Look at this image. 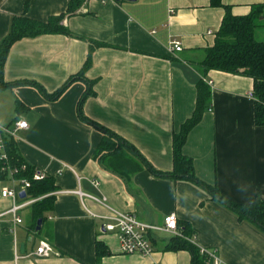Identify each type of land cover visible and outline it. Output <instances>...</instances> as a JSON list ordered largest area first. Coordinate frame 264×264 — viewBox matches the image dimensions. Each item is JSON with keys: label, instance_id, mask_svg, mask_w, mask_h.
I'll list each match as a JSON object with an SVG mask.
<instances>
[{"label": "crops", "instance_id": "obj_1", "mask_svg": "<svg viewBox=\"0 0 264 264\" xmlns=\"http://www.w3.org/2000/svg\"><path fill=\"white\" fill-rule=\"evenodd\" d=\"M70 1L0 0V42L12 17L20 14L46 20L65 13L61 23L70 31L22 37L5 59L4 78L14 83L0 87V144L12 136L21 156L52 175L57 186L47 193L53 205L44 212L40 233L31 228L29 204L20 209L21 223L13 224L9 214L0 217V264H194L188 248L166 247L171 234L160 235L163 231L151 237L150 254L120 251L116 232L105 229L106 219L99 216L107 208L88 196L83 201L78 188L157 224L174 211L180 230L195 236L197 246L216 249L220 264H264V229L240 218L206 189L143 167L124 175L103 167L94 156L101 131L77 109L90 85L93 93L83 99V114L126 138L154 167L169 170L173 134L193 115L197 84L203 82L210 96L182 151L192 158L195 174L228 200L264 199V124L254 117L253 78L196 64L202 49L214 42L224 5L218 0H73L77 4L67 12ZM220 1L235 14L249 12L254 3H262L264 12V0ZM255 35L264 39V24ZM88 38L106 45L92 50L84 76L58 97L22 83L33 79L48 92L57 89L82 68ZM174 38L182 48L170 51ZM18 119L28 126L13 133L2 130ZM6 185L10 180H0V212L11 204L10 197L1 195ZM35 235L58 253L24 255L34 247ZM97 239L107 247L98 259Z\"/></svg>", "mask_w": 264, "mask_h": 264}, {"label": "trees", "instance_id": "obj_2", "mask_svg": "<svg viewBox=\"0 0 264 264\" xmlns=\"http://www.w3.org/2000/svg\"><path fill=\"white\" fill-rule=\"evenodd\" d=\"M218 3L224 5L225 14L217 29L214 42L202 49L201 57L196 61V64L203 70L216 68L250 75L253 78L255 121L258 124H264V39H258L255 35V30L264 24L262 19L264 16L263 4L254 3L249 12L235 14L231 12L228 4L221 3L220 0H218ZM76 4L75 1H70L67 12L73 10ZM64 15L65 13L51 15L46 20H37L25 14L12 17L9 30L0 42V87L14 83L5 80L3 74L5 59L12 43L22 37L47 32L70 33L69 29L61 23ZM88 42L89 49L82 68L70 75L54 91L48 92L33 79H27L22 83L35 85L42 94L49 98L58 97L70 82L84 76V72L90 64L92 50L96 46L106 45L103 41L96 39L88 38ZM87 83L90 82L87 80ZM88 93H93V88L90 89V85L80 96L77 109L82 119L90 122L101 131V138L94 150V156L103 167L110 168L120 175L131 173L139 167H143L158 176L188 179L206 189L213 198L233 209L240 218H248L264 229V199L257 198L249 203H234L228 200L222 196L215 185L195 174L192 158L181 149L188 130L199 120L203 104L210 96V89L206 84L203 82L197 84L196 108L193 115L186 119L177 133L173 134V166L169 170L154 167L126 138L84 115L81 111V105ZM3 150L6 153V158L0 157V180H10L11 178H26L29 180V185L25 187L24 197L35 198L29 204V216L32 221L31 228L35 233H40L46 217L44 212L51 209L53 205V195L47 193L57 186L54 178L48 173L40 178H34L33 172L37 167L21 156L12 136L4 140ZM22 164L23 166H21ZM14 168L16 170L11 172L10 170ZM39 217L42 218V223L41 228L37 230L35 227ZM183 228V231H185L186 227ZM188 236L187 231L186 233L181 231V235H171L166 247L169 249L188 248L192 253L194 264H210L207 261V254L201 253L199 246L194 243L195 241H191ZM106 251L105 243L97 239L95 242L96 258L98 259Z\"/></svg>", "mask_w": 264, "mask_h": 264}, {"label": "built area", "instance_id": "obj_3", "mask_svg": "<svg viewBox=\"0 0 264 264\" xmlns=\"http://www.w3.org/2000/svg\"><path fill=\"white\" fill-rule=\"evenodd\" d=\"M182 48L180 40L171 39L168 49L170 51H177ZM253 95V93H251ZM28 123L25 119L16 120L12 127L3 128L2 130L7 133H13L17 128L27 127ZM0 144V157L6 158ZM23 166V164L21 165ZM16 170V168L11 169ZM46 172L43 169L37 168L33 172L34 178H40L45 175ZM94 183H97L94 181ZM29 185V180L26 178H11L10 185H6L1 189V195L11 198V204L7 209L0 212V217L4 214H9L13 221V224L21 223L23 218L20 214V209L30 204L35 198L24 197L19 194V191ZM75 192L84 201L86 196L91 197L98 203L104 205L108 212L99 214L106 219L103 223V227L108 230H114L119 240V250L124 253H139L141 255L150 254L153 251V244L151 237L156 231L167 232L171 235H181L179 228L177 215L174 211L166 213L163 217V221L160 224L146 221L142 218H138V215L133 210H122L113 207L105 202L106 197L96 196L91 193H87L80 188L75 189ZM86 207V205L84 204ZM87 208V207H86ZM191 241H195V236H188ZM201 253L207 254V261L210 264H220L221 260L216 253V249L200 246ZM58 252L54 249L53 245L44 237H39L31 251L24 253V255L34 256H49Z\"/></svg>", "mask_w": 264, "mask_h": 264}, {"label": "water", "instance_id": "obj_4", "mask_svg": "<svg viewBox=\"0 0 264 264\" xmlns=\"http://www.w3.org/2000/svg\"><path fill=\"white\" fill-rule=\"evenodd\" d=\"M19 194H20L21 196H24L25 191H24L23 189H21V190L19 191ZM41 223H42V218L39 217V218L37 219V224H36V227H35L37 230L41 228Z\"/></svg>", "mask_w": 264, "mask_h": 264}, {"label": "rangeland", "instance_id": "obj_5", "mask_svg": "<svg viewBox=\"0 0 264 264\" xmlns=\"http://www.w3.org/2000/svg\"><path fill=\"white\" fill-rule=\"evenodd\" d=\"M140 216H138V218H139ZM166 233L165 232H163V233H160V235H165ZM40 236H42V235H40ZM40 236H36L35 235V237H36V240L38 239V237H40ZM166 236V235H165ZM32 240V239H31ZM30 243H31V241H30Z\"/></svg>", "mask_w": 264, "mask_h": 264}]
</instances>
